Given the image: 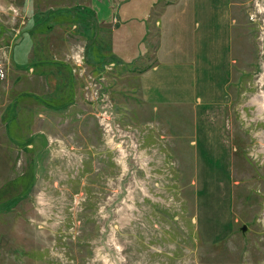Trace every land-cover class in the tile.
Returning a JSON list of instances; mask_svg holds the SVG:
<instances>
[{
    "label": "rangeland",
    "instance_id": "obj_1",
    "mask_svg": "<svg viewBox=\"0 0 264 264\" xmlns=\"http://www.w3.org/2000/svg\"><path fill=\"white\" fill-rule=\"evenodd\" d=\"M59 1L0 0V25L16 40ZM119 3L142 17L150 0ZM239 11L233 52L219 31L188 103L155 104L147 123L134 87L93 71L83 43L74 104L52 110L66 84L45 101L60 85L20 76L0 40V264H264V0ZM126 27L137 40L139 21Z\"/></svg>",
    "mask_w": 264,
    "mask_h": 264
},
{
    "label": "crops",
    "instance_id": "obj_2",
    "mask_svg": "<svg viewBox=\"0 0 264 264\" xmlns=\"http://www.w3.org/2000/svg\"><path fill=\"white\" fill-rule=\"evenodd\" d=\"M140 1L143 0H137ZM119 2L125 0H71V4L59 1L47 12L35 11L16 40L0 25V40L3 39L4 45L1 56L10 37L13 44L9 64L28 82L52 81L60 85L54 95L46 94L45 101L60 94L65 83L66 87L61 90L65 103L49 107L71 109L76 77L72 74L70 54L77 50L71 47L75 41L81 42L84 62L93 71L114 68V76L126 78L134 87L133 95L138 101L131 105V111L140 117V123H147L150 107L155 109V104L188 103L183 94L193 88L196 77H204L205 70L218 64L216 40L212 37L219 31L229 53L233 52L237 13L248 0H150L142 17L140 11L123 9ZM134 20L140 24L137 40L126 27ZM192 21L196 29L194 35L191 34ZM115 31L122 38L116 39ZM124 35L133 38L130 47L125 41L121 47ZM235 62L234 58L229 61L230 76ZM198 82L211 83L206 78Z\"/></svg>",
    "mask_w": 264,
    "mask_h": 264
},
{
    "label": "built area",
    "instance_id": "obj_3",
    "mask_svg": "<svg viewBox=\"0 0 264 264\" xmlns=\"http://www.w3.org/2000/svg\"><path fill=\"white\" fill-rule=\"evenodd\" d=\"M74 58H77L76 54L74 55ZM99 110H100V112H99L100 124H104L105 127H107L110 123H109V121L106 122V120L109 119L108 115H110V114L106 110H103L102 108Z\"/></svg>",
    "mask_w": 264,
    "mask_h": 264
},
{
    "label": "water",
    "instance_id": "obj_4",
    "mask_svg": "<svg viewBox=\"0 0 264 264\" xmlns=\"http://www.w3.org/2000/svg\"><path fill=\"white\" fill-rule=\"evenodd\" d=\"M245 228H246L245 225H243V226H242V230H245Z\"/></svg>",
    "mask_w": 264,
    "mask_h": 264
}]
</instances>
